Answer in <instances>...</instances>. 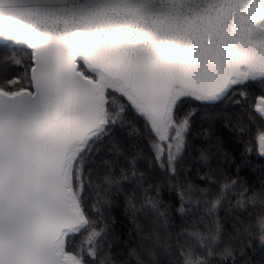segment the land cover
Listing matches in <instances>:
<instances>
[{
    "label": "snow or ice",
    "instance_id": "1",
    "mask_svg": "<svg viewBox=\"0 0 264 264\" xmlns=\"http://www.w3.org/2000/svg\"><path fill=\"white\" fill-rule=\"evenodd\" d=\"M0 264H264V0H0Z\"/></svg>",
    "mask_w": 264,
    "mask_h": 264
},
{
    "label": "trees",
    "instance_id": "2",
    "mask_svg": "<svg viewBox=\"0 0 264 264\" xmlns=\"http://www.w3.org/2000/svg\"><path fill=\"white\" fill-rule=\"evenodd\" d=\"M254 254L257 255V258H259V251L258 250Z\"/></svg>",
    "mask_w": 264,
    "mask_h": 264
}]
</instances>
